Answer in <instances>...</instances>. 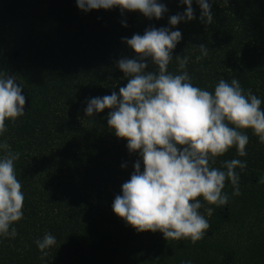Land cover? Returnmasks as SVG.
<instances>
[{"label": "trees", "instance_id": "16d2710c", "mask_svg": "<svg viewBox=\"0 0 264 264\" xmlns=\"http://www.w3.org/2000/svg\"><path fill=\"white\" fill-rule=\"evenodd\" d=\"M158 2L167 8L159 20L119 8L83 12L75 0H0V72L14 75L26 98L25 115L16 124L6 121L0 135L20 153L15 168L25 196L23 218L13 225L17 236L0 237V264H264V144L250 130L245 157L233 147L212 165L225 170L224 160L247 162L235 170L241 195L233 196L226 181L227 205L201 201L198 211L210 224L203 240L193 245L138 233L112 211L139 156L108 128L109 110L89 118L84 109L89 99L126 85L117 61L135 54L124 38L149 28L179 30L169 72L179 74L176 58L187 56L193 86L214 91L220 79H237L264 110V0H228L227 6L209 0L210 25L193 0L195 19L175 27L170 17L186 6ZM201 44L209 54L197 60ZM145 71H156L151 60ZM45 233L57 243L41 259L35 241Z\"/></svg>", "mask_w": 264, "mask_h": 264}, {"label": "clouds", "instance_id": "9594fccd", "mask_svg": "<svg viewBox=\"0 0 264 264\" xmlns=\"http://www.w3.org/2000/svg\"><path fill=\"white\" fill-rule=\"evenodd\" d=\"M83 12L119 8L139 12L145 18L159 20L167 11L158 0H75ZM193 0H181L183 14L170 17L175 27L182 21L195 19ZM199 19L210 25L213 13L209 0H196ZM228 0H224L227 6ZM123 26H127L124 24ZM182 34L170 28H149L143 35L134 34L124 42L135 54L121 58L118 69L127 79L119 92L94 97L87 101L86 117L104 110L108 128L116 138L126 141L129 153H138L130 179L123 183L121 194L112 204L113 213L138 233L160 232L167 241L189 240L194 245L205 238L209 221L198 210L203 201L217 207L227 205L229 197L222 190L229 181L232 195H241L237 168L247 162L224 160L223 168L212 167L216 159L235 147L239 157L247 155L246 145L251 131L264 144V110L261 99L241 87L237 79H220L214 91L193 86L186 71L189 58L177 57L179 74L169 72L172 52ZM197 60L207 57L209 49L201 44ZM156 71H145L148 61ZM23 87L14 75L0 72V135L7 131L6 121L16 124L25 115ZM4 155L0 158V237L15 238L13 225L23 218L24 193L16 175L19 152L0 142ZM143 167V171H141ZM259 183L264 184V177ZM211 216L214 209H205ZM57 243L56 237L45 233L35 244L41 259ZM182 264H191L184 261Z\"/></svg>", "mask_w": 264, "mask_h": 264}, {"label": "water", "instance_id": "95a60500", "mask_svg": "<svg viewBox=\"0 0 264 264\" xmlns=\"http://www.w3.org/2000/svg\"><path fill=\"white\" fill-rule=\"evenodd\" d=\"M14 55H15V53H14ZM22 95H24L23 91H22ZM24 96H25V95H24ZM25 99H26V98H25ZM25 106H26V103H25ZM25 106H24V107H25Z\"/></svg>", "mask_w": 264, "mask_h": 264}]
</instances>
